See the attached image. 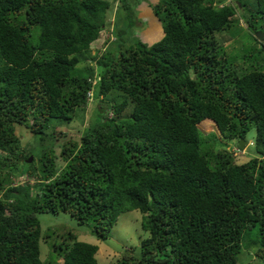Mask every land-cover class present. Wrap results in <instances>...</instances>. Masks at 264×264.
Returning <instances> with one entry per match:
<instances>
[{"label":"trees","instance_id":"trees-1","mask_svg":"<svg viewBox=\"0 0 264 264\" xmlns=\"http://www.w3.org/2000/svg\"><path fill=\"white\" fill-rule=\"evenodd\" d=\"M136 1L0 0V264H97L98 245L71 232L42 260L39 214H70L107 240L131 210L147 235L118 264H264V0H157L150 45L134 36ZM240 21L248 47L217 40ZM87 107L83 130L57 129ZM205 119L238 149L254 129L249 159L215 150ZM16 125L38 138L28 152ZM27 174L35 184L14 185Z\"/></svg>","mask_w":264,"mask_h":264},{"label":"rangeland","instance_id":"rangeland-1","mask_svg":"<svg viewBox=\"0 0 264 264\" xmlns=\"http://www.w3.org/2000/svg\"><path fill=\"white\" fill-rule=\"evenodd\" d=\"M155 1L157 0H137L135 3H133L132 6V8L135 11V14L139 17L137 18L138 21H140V22L137 21L138 23H135L134 25V27H136V33L134 34V36L136 39H140L142 42L148 45L156 42L162 36V23L156 18V16L153 14L151 9V5ZM244 1L248 2V4L250 5V6L249 5L246 6L249 10L254 8L255 5L254 0H244ZM113 7L114 9H116L115 6ZM243 12L246 13L247 11H243ZM108 13L110 14V11ZM245 16L246 14L244 15L241 14V18L242 17L244 18ZM239 17L240 16L237 15L235 18L239 19ZM107 19L109 20L113 19L112 24L113 25L115 24L114 17ZM238 23L240 24H235V26L233 25L231 27L233 31L223 30L216 33L217 40L222 44H226V43H231L236 39H240V43L244 45L245 48L248 47L246 40L248 41L251 40L249 37L250 34L246 31V29H243L241 33H238V31L242 30L243 27L242 21ZM111 31H112L111 27L103 29V31L100 33L101 35L98 38V41L95 42V45L93 46L92 53L101 54L105 52L107 42L104 41L108 37L111 38L115 37L114 35L111 36ZM88 63L92 64V62L89 61ZM93 66L95 67V69L97 68V66H95L94 64ZM113 94L114 93H112V95ZM130 109H132L131 103L127 106V110L124 113L128 114L130 112L129 111ZM90 111H91V107L90 109H88L87 107V110L85 111L84 119L73 120L68 124V127L65 124L57 129H59V131H62L63 135L65 133H69L70 131H74L75 129L83 130L84 126L86 125L87 121L90 118L88 115L91 116ZM197 125L202 130L203 133H208V132L216 133V135L218 136L217 138L218 140L214 147L215 150H220V149L231 150L233 154L236 156L237 158L236 161L238 162L246 161L247 159H249L250 155H252L253 150H249V148H252L253 146V137L255 133L254 129L249 131V133L247 134L248 135L247 140L249 141V145L247 144L245 145L244 148L238 149L236 144L237 142L230 141L224 138L223 135H221L220 132L217 130V127L213 121L206 119L203 122L198 123ZM52 128L53 127L51 126L50 131L52 130ZM16 130L22 140L21 150H23L24 152L30 151L31 149L34 148L35 145H37V143H39L38 138L36 139L32 133L28 132L29 129H27L24 125H16ZM54 139H55L54 135L51 136L44 135V140H47L46 144L53 142ZM54 152L56 156L55 161L57 163V167H62L65 164V162L62 160V158L59 155L60 147L55 146ZM0 154H2V152H0ZM24 162L25 161L23 160V163ZM33 164L38 166L39 160L35 159ZM33 168L36 169L37 167H32V169ZM36 179L37 178L34 175L27 174L22 176V180L18 178V179H14L13 182L14 185L15 183H26V184L29 183L30 185H32L36 183ZM39 220H40L41 232H42L41 241H40V256L42 260L45 259L44 257L46 255V254L44 255L45 247L47 248V245L45 244H49V247H51V245L54 242L60 241L63 235L71 232L76 236L77 240L98 245V251L96 254L97 264H118L121 261V257L123 254L122 252L132 251L133 249L136 250V247L134 246L138 245L139 240L143 237L145 238L147 235V232L141 228V224H140L141 213L138 210H131L121 213L118 220L113 225L107 240H100L96 238L95 235L91 233L90 228L87 226V224H80L77 220L71 217L70 214H65L62 212L54 215L49 213H40ZM242 244H247V242L244 241ZM245 252L246 250H243L242 252L239 253L240 259L243 258ZM57 261L59 262V259ZM246 264H256V262L250 260L246 262Z\"/></svg>","mask_w":264,"mask_h":264},{"label":"water","instance_id":"water-1","mask_svg":"<svg viewBox=\"0 0 264 264\" xmlns=\"http://www.w3.org/2000/svg\"><path fill=\"white\" fill-rule=\"evenodd\" d=\"M247 144H249V141H248V140L243 139V138H240V139H239V146H240L241 148H244L245 145H247ZM32 159H33V155H30L27 159H25V162L30 163V162L32 161Z\"/></svg>","mask_w":264,"mask_h":264},{"label":"clouds","instance_id":"clouds-1","mask_svg":"<svg viewBox=\"0 0 264 264\" xmlns=\"http://www.w3.org/2000/svg\"><path fill=\"white\" fill-rule=\"evenodd\" d=\"M115 7H116V4H115ZM109 20V19H108ZM109 21H111L112 23H113V19H111V20H109ZM111 39H115V37L114 38H111ZM107 46H108V44L106 43V49H107ZM105 50V49H104ZM91 90H89L87 93H88V100L89 101H91L92 100V96H91ZM206 120V119H205ZM204 121V120H203ZM203 121H201V122H203ZM29 123H32V120L31 121H29ZM198 124V123H197ZM198 126V125H197ZM247 140V139H246ZM249 145V144H248Z\"/></svg>","mask_w":264,"mask_h":264}]
</instances>
